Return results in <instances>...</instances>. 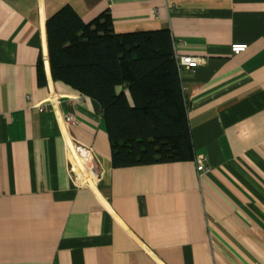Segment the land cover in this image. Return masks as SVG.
Masks as SVG:
<instances>
[{
	"label": "crops",
	"instance_id": "0c3cea01",
	"mask_svg": "<svg viewBox=\"0 0 264 264\" xmlns=\"http://www.w3.org/2000/svg\"><path fill=\"white\" fill-rule=\"evenodd\" d=\"M65 5L170 30L192 157L113 164L100 103L52 77L46 22ZM65 131L97 190L75 183ZM0 264H264V0H0Z\"/></svg>",
	"mask_w": 264,
	"mask_h": 264
},
{
	"label": "trees",
	"instance_id": "16d2710c",
	"mask_svg": "<svg viewBox=\"0 0 264 264\" xmlns=\"http://www.w3.org/2000/svg\"><path fill=\"white\" fill-rule=\"evenodd\" d=\"M46 28L52 77L100 103L114 165L193 156L168 28L116 33L108 11L85 22L71 5L51 15Z\"/></svg>",
	"mask_w": 264,
	"mask_h": 264
},
{
	"label": "built area",
	"instance_id": "2783aa9c",
	"mask_svg": "<svg viewBox=\"0 0 264 264\" xmlns=\"http://www.w3.org/2000/svg\"><path fill=\"white\" fill-rule=\"evenodd\" d=\"M247 48L246 43H232L231 51L234 55L240 54ZM177 61L180 65L187 66L189 68L196 67L201 59L196 56L191 55H177ZM57 95L51 94L48 98L49 101L55 100ZM75 121L73 114L69 113L65 117V126H70ZM65 127V129H66ZM65 144L66 150L69 152L68 161L70 163V170L74 177L75 183L79 187H89L91 189L97 190L100 176L101 168L97 161V158L88 145L80 144L79 142L72 139V137L65 131ZM197 170L199 172H205L208 170L204 165L202 157H198L196 160Z\"/></svg>",
	"mask_w": 264,
	"mask_h": 264
}]
</instances>
